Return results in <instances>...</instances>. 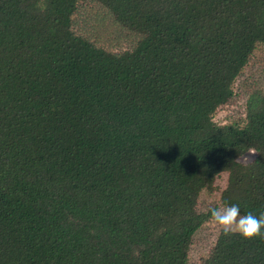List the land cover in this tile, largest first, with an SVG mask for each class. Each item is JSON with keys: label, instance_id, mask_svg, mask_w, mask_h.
<instances>
[{"label": "trees", "instance_id": "1", "mask_svg": "<svg viewBox=\"0 0 264 264\" xmlns=\"http://www.w3.org/2000/svg\"><path fill=\"white\" fill-rule=\"evenodd\" d=\"M89 1L130 49L75 32ZM259 46L264 0H0V264H189L224 173L222 206L264 213V87L215 120ZM201 264L264 239L221 231Z\"/></svg>", "mask_w": 264, "mask_h": 264}, {"label": "rangeland", "instance_id": "2", "mask_svg": "<svg viewBox=\"0 0 264 264\" xmlns=\"http://www.w3.org/2000/svg\"><path fill=\"white\" fill-rule=\"evenodd\" d=\"M74 30L96 46L113 53L130 49L136 40L133 34L121 28L114 21L104 7L92 1L79 5L74 15ZM263 72L264 46H259L234 85V97L217 112L215 116L217 122L231 123L244 119L245 104L249 94L264 87ZM254 158L255 154L247 153L240 158V162L249 164ZM227 181L228 174L224 173L216 181L217 190L214 193L203 192L201 194L198 204L199 211L205 212L213 207L222 206L221 193L226 188ZM220 232V228L211 220L194 235L189 264H201L202 259L213 248Z\"/></svg>", "mask_w": 264, "mask_h": 264}, {"label": "clouds", "instance_id": "3", "mask_svg": "<svg viewBox=\"0 0 264 264\" xmlns=\"http://www.w3.org/2000/svg\"><path fill=\"white\" fill-rule=\"evenodd\" d=\"M249 153L255 154L256 151L250 149ZM210 216L225 236L239 234L247 240L264 239V213L259 216L251 212L241 215L238 205L225 204L211 208Z\"/></svg>", "mask_w": 264, "mask_h": 264}]
</instances>
